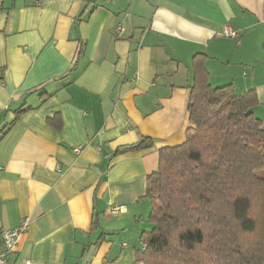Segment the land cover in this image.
Returning a JSON list of instances; mask_svg holds the SVG:
<instances>
[{"label":"crops","instance_id":"crops-1","mask_svg":"<svg viewBox=\"0 0 264 264\" xmlns=\"http://www.w3.org/2000/svg\"><path fill=\"white\" fill-rule=\"evenodd\" d=\"M195 62L256 93L264 132V0H0V232L27 221L10 264H144Z\"/></svg>","mask_w":264,"mask_h":264},{"label":"trees","instance_id":"trees-1","mask_svg":"<svg viewBox=\"0 0 264 264\" xmlns=\"http://www.w3.org/2000/svg\"><path fill=\"white\" fill-rule=\"evenodd\" d=\"M198 62L186 140L158 151L144 264L264 263V132L253 90L211 87ZM145 140L142 148L151 146Z\"/></svg>","mask_w":264,"mask_h":264},{"label":"built area","instance_id":"built-area-1","mask_svg":"<svg viewBox=\"0 0 264 264\" xmlns=\"http://www.w3.org/2000/svg\"><path fill=\"white\" fill-rule=\"evenodd\" d=\"M229 37H236L233 32L226 33ZM74 152H79L78 148L73 149ZM125 210L122 207H114L111 209V215L116 216L124 213ZM27 230V221H22V223L13 230H3L0 232V264H10L8 261V256L15 251L17 247L18 239Z\"/></svg>","mask_w":264,"mask_h":264},{"label":"water","instance_id":"water-1","mask_svg":"<svg viewBox=\"0 0 264 264\" xmlns=\"http://www.w3.org/2000/svg\"><path fill=\"white\" fill-rule=\"evenodd\" d=\"M132 148V147H131Z\"/></svg>","mask_w":264,"mask_h":264}]
</instances>
